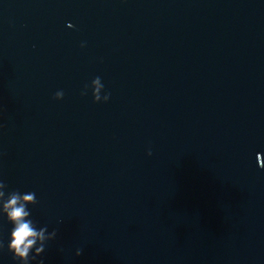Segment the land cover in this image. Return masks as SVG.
<instances>
[{"label":"water","instance_id":"obj_1","mask_svg":"<svg viewBox=\"0 0 264 264\" xmlns=\"http://www.w3.org/2000/svg\"><path fill=\"white\" fill-rule=\"evenodd\" d=\"M262 160L264 0H0V180L57 230L29 264H264Z\"/></svg>","mask_w":264,"mask_h":264},{"label":"clouds","instance_id":"obj_2","mask_svg":"<svg viewBox=\"0 0 264 264\" xmlns=\"http://www.w3.org/2000/svg\"><path fill=\"white\" fill-rule=\"evenodd\" d=\"M68 26L72 27L71 24ZM83 46L82 44L81 47ZM89 87L92 90L93 102L106 103L110 99V93L101 96L104 85L99 76L91 81V85H85L81 95H87ZM63 96V91H57L54 98L60 100ZM148 155H152L151 150L148 151ZM259 167L264 169V160L260 162ZM7 188L8 185L0 180V215L6 216L7 221L12 225L7 249L12 253L15 261H19L20 264H29L45 252L47 243L56 238L57 230L53 229L49 232L47 226L37 228L36 223L30 218L31 213L28 206L38 203L35 192L6 191ZM2 248L3 244L0 243V249ZM82 253L83 250L77 248L75 255L80 256ZM38 264H43V260H40Z\"/></svg>","mask_w":264,"mask_h":264}]
</instances>
